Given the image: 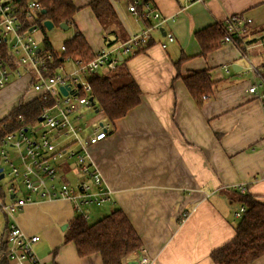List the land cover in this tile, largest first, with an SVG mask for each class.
I'll return each instance as SVG.
<instances>
[{"label":"crops","instance_id":"0c3cea01","mask_svg":"<svg viewBox=\"0 0 264 264\" xmlns=\"http://www.w3.org/2000/svg\"><path fill=\"white\" fill-rule=\"evenodd\" d=\"M92 1L73 0L77 12L73 26L65 29L70 37L54 47L57 53L77 34L97 53L108 46L106 36L116 35V47L147 28L129 12L128 1L112 0L122 27L104 29L89 7ZM150 5L163 20L149 34L156 43L126 63L142 93L141 102L113 124L104 119L90 130L86 125L89 133L108 128L107 138L90 147L89 154L112 194L103 207L108 213L100 212L103 208L86 211L89 221H98L109 211L123 210L152 264H215L210 254L236 236L235 212L241 204L231 195L244 187L264 204V109L246 92L259 84L264 93V47L249 50L256 75L233 45L223 44L202 56L195 33L234 14L251 18L253 30L262 31L264 0H151ZM167 34L175 40L163 49ZM66 63L72 72L75 63L65 61L62 66ZM202 71L210 72L214 85L199 106L184 78ZM11 89H3L9 99L0 101L2 110L21 95ZM2 113L0 118L6 115ZM75 216L68 201L41 202L25 207L16 222L25 234L41 238L34 251L44 262L103 264L100 254L79 258L73 242L63 243L61 228ZM7 224L0 210V246ZM135 259L132 254L125 262ZM251 264H264V256Z\"/></svg>","mask_w":264,"mask_h":264},{"label":"built area","instance_id":"2783aa9c","mask_svg":"<svg viewBox=\"0 0 264 264\" xmlns=\"http://www.w3.org/2000/svg\"><path fill=\"white\" fill-rule=\"evenodd\" d=\"M189 1L204 3L206 0ZM128 10L136 20L148 21L152 26L125 44L100 50L87 64L67 58L66 61L76 65L67 73L62 65L55 66V55L47 52L36 38L37 34H42L39 25L35 24L43 11L42 4L30 0L19 10L13 0H0V91L12 80L28 77V92L34 94L28 101L40 100L46 104L35 125L7 135L0 145L1 163L8 166V173L1 167L3 179L9 176V181L2 186L4 197H0V210L8 218L2 241L6 249L1 257L10 264H49L34 251L41 238L25 234L16 222L17 214L25 207L41 202L68 201L76 216L89 220L87 208L105 207L112 201L111 191L89 154L90 147L107 138L108 128L103 126L95 133H89L82 124L80 112L86 108L95 112L99 109L90 100L92 89L88 78L94 73L113 71L119 64V57L133 54L138 45L150 38L151 30L159 28L163 22L159 11L148 3L133 0ZM219 25L224 32L222 43L235 46L248 61L249 71L257 75L249 50L264 47V30L251 33L253 20L241 14L231 15ZM165 39L161 44L163 49L175 40L172 34H167ZM64 51L63 45L58 55ZM65 86L68 87L67 95L60 91ZM260 87L259 84L251 85L246 92L258 99L264 109V93L260 92ZM19 119L23 122L22 117ZM64 161L86 181L73 184L70 178L64 182L59 180L58 168ZM240 191L244 192L245 188L241 187ZM245 212L246 208L241 206L235 212V218L240 220ZM135 261L137 264L153 263L145 249L136 254Z\"/></svg>","mask_w":264,"mask_h":264},{"label":"trees","instance_id":"16d2710c","mask_svg":"<svg viewBox=\"0 0 264 264\" xmlns=\"http://www.w3.org/2000/svg\"><path fill=\"white\" fill-rule=\"evenodd\" d=\"M19 10L25 8L30 0H13ZM45 14L40 12L38 21L42 34H46L43 23L47 20L60 27L61 24L73 26V18L77 8L73 0H38ZM122 1V0H117ZM129 3L133 0H126ZM143 4H150L151 0H144ZM95 17L104 29L116 25L121 29V23L113 6L112 0H94L89 4ZM147 27L152 26L148 21ZM259 31L252 30L251 33ZM116 38V35H114ZM202 52V56L213 52L223 46L224 32L219 24L212 25L195 33ZM108 46L115 45L106 36ZM156 41L149 38L135 48L131 55L123 56L116 68L108 73H94L88 78L92 89V98L99 107L98 111L108 123L125 117L129 111L141 102V91L131 77L126 63L134 56L145 53ZM44 49L55 55V66H61L72 58L80 60L83 64L92 61L96 53L92 51L82 34H77L64 43L65 51L58 55L47 38L43 40ZM184 60V59H183ZM182 60V61H183ZM177 63V68L180 63ZM12 66H15L12 64ZM185 86L197 104H203V97L212 92L214 81L209 71L192 73L184 78ZM46 107L40 100H21L4 118L0 119V145L9 134L26 126L35 125ZM23 118V122L19 119ZM1 160H0V168ZM2 182V181H0ZM244 192H237V201L246 208V212L238 220L233 240L214 250L210 258L215 264H251L264 256V204L255 200L254 196ZM0 197L4 191L0 185ZM73 242L79 258L93 254H100L103 264H126L125 260L132 254H140L143 244L126 214L120 208L114 209L109 215L95 223H89L82 216H75L68 222V228L63 232V243ZM6 245L0 246V253L4 252ZM0 264H10L6 258L0 259Z\"/></svg>","mask_w":264,"mask_h":264},{"label":"rangeland","instance_id":"374dc122","mask_svg":"<svg viewBox=\"0 0 264 264\" xmlns=\"http://www.w3.org/2000/svg\"><path fill=\"white\" fill-rule=\"evenodd\" d=\"M70 31H65L63 28L61 27H55L53 28L52 30L48 31L46 30V34H38L36 35V38L37 40L43 44V40L45 38L48 39V41L52 44L53 48L54 47H60V45L63 43V40L65 38L69 39L70 35L69 34ZM65 70L67 73H69L71 69V64H68L66 63L65 64ZM108 73V72H106ZM13 79V78H11ZM20 80V79H19ZM14 81L12 82L10 85L7 86V88H5L6 90L10 87V88H14V89H11L13 90L14 92L16 93H21L19 99L18 97L16 98V100L14 102H9V104L7 105V107L5 106V103L2 105V106H5L6 107V110H1V115L4 116L5 114L7 115L12 109H10V107H14L16 106L21 100H24V101H28L30 99H32L34 97V94L32 92H28L30 90V86H29V78L26 77V78H23L22 82L19 83L20 81ZM13 81V80H12ZM4 89V91H5ZM3 90L0 91V101L3 102V101H7L9 99V96H5L3 93ZM0 108H2L0 106ZM81 115H83V120H82V124L87 128L86 125H88V130H90L92 127L94 126H98L99 124L98 123H101L100 121L104 120L102 114L100 113H95L94 109H84L82 110L81 112ZM5 115V116H6ZM3 118V117H2ZM0 118V119H2ZM11 154H14V152H11ZM2 167L5 168V172L8 173V166L6 164H4L3 162L1 163ZM58 178L59 180H62L63 182L68 180L70 178L71 180V183L73 184H77V181H86V178L81 175V174H75L74 173V169L69 166L67 164V162H62L60 165H59V168H58ZM5 173V174H6ZM9 181V176H7L5 179L2 180V182H0V185L1 186H4L7 182ZM233 200L235 201L236 205L238 204L237 203V196L235 194H232L231 195ZM103 208V207H101ZM106 208V207H105ZM105 208L102 209V211L100 212H105V213H108V210L107 211H103L105 210ZM110 210H112L110 208ZM112 212V211H111ZM109 211V213H111ZM95 218H91L89 223H95Z\"/></svg>","mask_w":264,"mask_h":264},{"label":"water","instance_id":"95a60500","mask_svg":"<svg viewBox=\"0 0 264 264\" xmlns=\"http://www.w3.org/2000/svg\"><path fill=\"white\" fill-rule=\"evenodd\" d=\"M42 13L45 14L46 11L43 10ZM44 27H45L48 31H50V30H52V29L54 28V24H53L51 21L47 20V21L44 22ZM60 27L63 28L64 30L67 29V26H66L64 23L61 24ZM109 39H110V41H111L112 43H115V42H116V38L113 37V36H111ZM119 60L122 61L123 58H122V57H119ZM233 68H234V70H236V67H235V66H234ZM60 91H61L64 95H67L68 87H66V86H65V87H61V88H60ZM90 100H91V102H92V105H94V100H93V98H91ZM3 178H4L3 168H0V181H1ZM67 228H68V224H65V225L62 226L61 230H62V231H65ZM132 264H137V262L135 261V262H133Z\"/></svg>","mask_w":264,"mask_h":264}]
</instances>
